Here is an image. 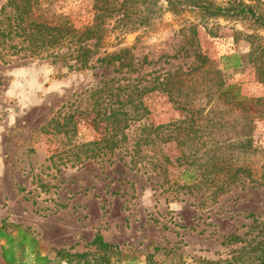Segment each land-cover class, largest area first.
<instances>
[{"label":"rangeland","instance_id":"rangeland-1","mask_svg":"<svg viewBox=\"0 0 264 264\" xmlns=\"http://www.w3.org/2000/svg\"><path fill=\"white\" fill-rule=\"evenodd\" d=\"M51 1L49 13L66 16L77 28L91 23L93 0ZM6 2L0 0V8ZM260 2L264 5V0ZM148 8L141 3L137 12ZM155 8L150 26L127 34L110 32L101 52L133 48L136 60L145 59V72L150 73L180 62L169 58L164 63L166 56L180 54L183 35L191 25L200 24V16L190 10L173 16L166 12L165 0ZM205 26L211 33L197 27L198 49L219 68L223 56L250 52L248 36L257 35L264 42V29L249 20L222 18ZM9 60L0 61V227L28 228L50 264L256 262L260 253L252 249L263 236L264 186L245 181L216 203L199 207L195 197L182 195L175 200L162 192L148 176L130 170L128 159L73 161L70 143L84 144L98 137L90 118L76 116L79 122L72 139L51 120L71 112L97 84L102 70L69 72L51 59L22 54ZM224 74L227 84L238 85L243 96L264 98V77L258 78L253 63L245 60L242 67ZM145 103L150 109L146 123L166 124L183 116L162 94L147 96ZM251 138L257 152L249 166L259 178L264 174V118L254 120ZM164 150L173 154L170 147ZM96 236L110 247L94 244ZM1 245L0 264H4Z\"/></svg>","mask_w":264,"mask_h":264},{"label":"trees","instance_id":"trees-1","mask_svg":"<svg viewBox=\"0 0 264 264\" xmlns=\"http://www.w3.org/2000/svg\"><path fill=\"white\" fill-rule=\"evenodd\" d=\"M158 1L93 0L91 23L77 28L66 16L49 13L51 0H7L0 8V61L8 64L9 59L22 54L23 58L51 59L69 72L102 70L97 84L71 112L51 120L72 139L79 122L76 116L90 118L89 125L98 137L84 144L70 143L73 161L128 159L130 170L148 176L162 192L175 200L182 195L195 197L199 207L216 203L245 181L264 186V174L255 178L249 166L257 152L251 138L253 122L264 118V98L243 96L238 85L227 84L224 74L242 67L246 60L253 63L261 80L264 42L257 35L248 36L250 52L223 56L222 68L198 49L196 42L198 26L211 33L205 26L209 20H249L264 29V5L260 0H249L254 5L244 0L221 4L214 0H165L166 12L173 16L189 10L200 16V24L191 25L183 35L185 45L180 54L166 56V64L169 58L180 61L169 64L168 69L145 72L148 63L136 60L133 48L101 52L110 32L117 29L127 34L150 26ZM144 2L149 8L137 12ZM17 40L20 43H15ZM154 93L164 95L182 118L158 125L144 122L150 115L145 98ZM166 147L173 154L165 152ZM263 232L252 249L260 253L253 264H264ZM0 242L5 264L51 263L40 253L38 240L20 224L12 225L10 231L2 224ZM93 243L110 247L101 236Z\"/></svg>","mask_w":264,"mask_h":264},{"label":"crops","instance_id":"crops-1","mask_svg":"<svg viewBox=\"0 0 264 264\" xmlns=\"http://www.w3.org/2000/svg\"><path fill=\"white\" fill-rule=\"evenodd\" d=\"M2 259V258H1ZM5 264V263H4Z\"/></svg>","mask_w":264,"mask_h":264}]
</instances>
